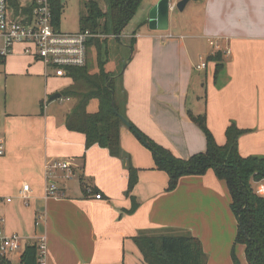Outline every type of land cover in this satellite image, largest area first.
I'll list each match as a JSON object with an SVG mask.
<instances>
[{
	"label": "crops",
	"instance_id": "0c3cea01",
	"mask_svg": "<svg viewBox=\"0 0 264 264\" xmlns=\"http://www.w3.org/2000/svg\"><path fill=\"white\" fill-rule=\"evenodd\" d=\"M20 1L26 5L31 0ZM152 1L153 6L158 2ZM204 3L194 31L190 26L178 30L177 21L166 32L153 30L145 17L134 27V52L124 60L122 75L118 73L121 82L116 80L122 110L181 158L207 149L205 133L193 120L199 116L205 117L219 145L235 125L243 131L239 153L264 156V0ZM217 52L220 61L209 59ZM203 62L205 67L198 68ZM8 65V75L39 79L35 91L41 112L14 106L17 111L8 109L5 119L0 115L6 144V154L0 156V228L19 233L25 246L45 236L47 264H146L133 237L165 230L189 231L200 238L207 264H233V250L240 264H248L244 245L236 243L239 220L229 189L213 169L185 175L168 190L169 175L155 168L151 150L124 125L121 145L139 168L132 195L140 205L127 212L132 201L126 194V161L97 144L87 148L86 135L65 125L71 104L62 109L47 101L70 85L71 78L48 76V67L29 56L6 58ZM60 161L69 166V177L66 169H53ZM49 182L58 185V196L47 195ZM25 183L30 184L26 200L20 195ZM23 250L11 255L9 263L17 254L21 263Z\"/></svg>",
	"mask_w": 264,
	"mask_h": 264
},
{
	"label": "trees",
	"instance_id": "16d2710c",
	"mask_svg": "<svg viewBox=\"0 0 264 264\" xmlns=\"http://www.w3.org/2000/svg\"><path fill=\"white\" fill-rule=\"evenodd\" d=\"M141 1L143 0H108L107 10H104L97 0H81L85 11L80 13V30H90L99 35L88 42V52L92 47L98 51V63L95 65L88 59L85 66L68 68L66 77L71 78L72 83L61 90V98L74 100L76 103L66 115L65 125L69 130L86 135L87 148L97 144L107 148L112 156L126 161L129 174L126 194L132 201V206L127 211L129 213L135 212L140 205L132 195L138 183L139 168L134 166L131 156L121 145V128L125 124L120 115L129 121L131 131L151 150L155 168L169 175L168 190L175 189L185 175H201L213 169L217 177L226 182L231 195V208L239 220L236 243L244 245L248 264H264V197L258 195L254 187L255 181L264 178V156H242L239 153L238 140L243 131L231 125L227 129L226 143L219 145L208 128L205 117H193L205 133L207 149L185 159L176 156L170 149L149 137L122 110L116 78L111 71L106 70V62L101 61L100 54L109 36L121 39ZM9 3L15 15L30 17L36 0H31L26 5L20 0H9ZM49 3L53 23L60 28L65 2L49 0ZM135 34L136 30L130 44L133 52ZM106 47L108 53V46ZM221 57L222 54L217 52L209 56V59L220 61ZM0 63L5 64L6 57H0ZM113 99L115 110L112 106ZM93 102H97L96 111L90 110ZM133 239L146 264H207L208 261L202 241L189 231H146ZM232 256L235 264H240L234 250ZM0 264L10 263L0 256ZM21 264H39L36 244L25 246L21 254Z\"/></svg>",
	"mask_w": 264,
	"mask_h": 264
},
{
	"label": "built area",
	"instance_id": "2783aa9c",
	"mask_svg": "<svg viewBox=\"0 0 264 264\" xmlns=\"http://www.w3.org/2000/svg\"><path fill=\"white\" fill-rule=\"evenodd\" d=\"M98 34L90 30L64 32L53 23V16L49 0H36L32 15H15L9 0H0V57H8L16 46H22L24 54L30 55L36 61H42L47 67V75L66 77L68 68L82 67L88 62V42ZM210 43L217 47L216 41ZM198 68L205 67L203 62ZM6 154V144L0 136V156ZM53 169L71 170L69 166L60 161L53 165ZM255 192L264 197V178L254 183ZM30 184H23L21 196L29 198ZM48 196H58L59 187L49 182L46 187ZM91 192V191H90ZM101 199V194H95ZM23 237L17 233H7L0 228V256L10 262V256L22 248L25 244ZM39 264H47V240L43 236L38 243ZM24 249V248H23Z\"/></svg>",
	"mask_w": 264,
	"mask_h": 264
},
{
	"label": "rangeland",
	"instance_id": "374dc122",
	"mask_svg": "<svg viewBox=\"0 0 264 264\" xmlns=\"http://www.w3.org/2000/svg\"><path fill=\"white\" fill-rule=\"evenodd\" d=\"M97 1L104 10H107L108 0H97ZM178 1L180 0H177L174 3ZM64 2H65V8L62 15L60 29L64 32L79 31L80 13L82 11H85L83 3L81 2V0H64ZM152 2H153L152 0L141 1V4L136 14L131 19L129 24L125 27L121 39H118L117 37H112L111 35L107 39L106 43H104V45L102 46V50L100 54L101 61L106 62L105 68L107 71H111L112 73H115L117 75L115 77L116 78L115 80L121 82L122 76H120L119 74L124 69L125 66L124 60L128 59L132 55V49L126 48L125 44L127 42H131L133 35L131 32L134 29V27L137 26L139 21L143 17H145L146 20H149V13L153 7ZM204 5H205L204 0H200V1L190 0L183 11H180L178 8L176 9L175 6L170 14V23H172V26H174V22L177 21L176 23L178 24L177 25L178 30L186 28L187 26H190L192 28L193 25L194 26L196 25V22L202 20ZM172 26L171 28L169 27V29H172ZM192 29L194 31L196 27ZM162 32H166V31L162 30ZM106 45L108 46L109 49L108 53L106 52L107 51ZM23 55L31 57L30 55L20 53V46H16L14 51L10 55H8L7 60L9 61V59L13 56H23ZM88 58L90 59L91 63L93 62L95 65L98 63V51L95 49V47L90 48V51L88 52ZM7 68H9V65L5 66V64L0 63V115H3V118L5 119L6 113L10 112L9 110L12 111L15 110L12 109L14 106L19 107L17 109H20V111L21 110L27 111V113H37L38 111L41 112L40 100L37 99V92H36L37 90L35 91V88L39 86L38 83L39 79L32 78L30 75H15L14 73L8 75L7 73L9 72H6ZM51 96L47 99V101L51 98ZM59 100L60 98H58L57 100H53L54 102L52 103L61 106L62 109L71 106L73 109V107L75 106V104L72 102L74 100H70V101L62 100L61 102ZM69 104H71V106ZM90 110L91 111L97 110L96 102L91 103ZM74 182L75 180L73 181V183ZM163 232L168 233L170 231L165 230ZM23 248L24 245L19 251H21ZM232 261L233 264H235L233 258ZM13 264H21L19 254L14 256Z\"/></svg>",
	"mask_w": 264,
	"mask_h": 264
},
{
	"label": "water",
	"instance_id": "95a60500",
	"mask_svg": "<svg viewBox=\"0 0 264 264\" xmlns=\"http://www.w3.org/2000/svg\"><path fill=\"white\" fill-rule=\"evenodd\" d=\"M190 0H180L176 2V7L183 11L186 5L189 3ZM200 1V0H194ZM172 10L171 0H159L150 10L149 13V27L153 30H168L170 24V14ZM61 92H57L53 94L50 98V101L55 100L57 98H61ZM112 106L115 110V101L113 99ZM122 121L127 127H131L129 121L123 116L120 115Z\"/></svg>",
	"mask_w": 264,
	"mask_h": 264
}]
</instances>
